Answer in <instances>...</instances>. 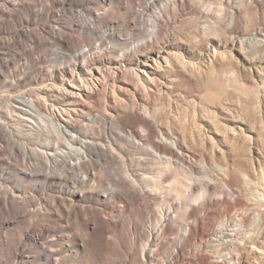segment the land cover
Here are the masks:
<instances>
[{"label": "rangeland", "instance_id": "obj_1", "mask_svg": "<svg viewBox=\"0 0 264 264\" xmlns=\"http://www.w3.org/2000/svg\"><path fill=\"white\" fill-rule=\"evenodd\" d=\"M0 264H264V0H0Z\"/></svg>", "mask_w": 264, "mask_h": 264}]
</instances>
